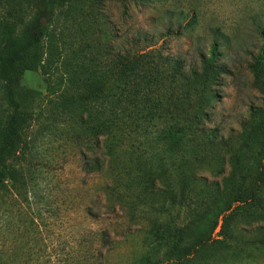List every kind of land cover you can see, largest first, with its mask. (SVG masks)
I'll return each mask as SVG.
<instances>
[{"label": "trees", "instance_id": "trees-1", "mask_svg": "<svg viewBox=\"0 0 264 264\" xmlns=\"http://www.w3.org/2000/svg\"><path fill=\"white\" fill-rule=\"evenodd\" d=\"M67 2L0 0V192L7 179L31 186L25 129L40 91L22 79L41 71L50 93L60 91L53 102L57 115L83 111L70 137L86 151L81 171L104 174L99 188L107 196L104 213H125L136 225L126 236L145 232L141 248L133 251L136 261L191 264L210 245L217 225L223 239L242 242L238 223L264 220V107L251 105L241 129L226 137L207 125L218 97L214 86L225 72L217 60L218 42L198 50V61L188 66L157 45L161 33L139 30L121 46L103 41L101 33L114 32L91 14L87 30L99 33L83 41L59 72L47 37ZM249 69L252 86L264 98L263 55ZM204 171L222 178L209 180ZM106 215L90 216L101 222L96 230L78 237L68 230L61 251L53 245L46 255L41 250V263L38 255L31 260L29 250L21 264H103L114 245ZM0 264L15 263L0 259Z\"/></svg>", "mask_w": 264, "mask_h": 264}, {"label": "rangeland", "instance_id": "rangeland-1", "mask_svg": "<svg viewBox=\"0 0 264 264\" xmlns=\"http://www.w3.org/2000/svg\"><path fill=\"white\" fill-rule=\"evenodd\" d=\"M224 4L232 5V10L225 9ZM60 8L47 37L59 72L66 70L83 41L99 33L87 30V21H92L87 16L94 14L95 19L107 21L114 32L105 36L101 33L103 41L121 46L139 30L161 33L157 45L184 58L188 66L198 61V50L206 52L216 40L217 60L225 72L214 86L218 97L207 125L216 126L223 136L241 129L240 122L249 116L251 105L264 107L263 94L252 86L249 69L253 58L259 54L264 57V0H70ZM82 70L78 68L77 74ZM22 83L40 91L33 119L25 129L31 146L27 170L31 186L7 179L0 192L1 261L21 264L31 250V260L38 255L36 261L41 263L45 259L40 256L41 250L46 255L53 245L61 251L68 230H73L76 237L87 229L96 230L101 222L93 218L108 214L110 221L105 226L114 245L103 264H140L133 251L141 248L145 232L126 236L136 225L121 210L104 213L107 196L99 189L104 174L81 171V152L86 151L71 141L70 132L83 111L57 115L53 102L60 91L50 93L41 71L26 72ZM228 170L227 165L224 175ZM201 174L209 180L222 178L209 171ZM67 208L72 213L67 215L68 220ZM84 208L93 218L84 216ZM198 230L206 232V224L201 223ZM236 230L242 242L223 239L217 225L211 232L210 245L191 264H264V220L239 222Z\"/></svg>", "mask_w": 264, "mask_h": 264}, {"label": "clouds", "instance_id": "clouds-1", "mask_svg": "<svg viewBox=\"0 0 264 264\" xmlns=\"http://www.w3.org/2000/svg\"><path fill=\"white\" fill-rule=\"evenodd\" d=\"M240 6L242 7L243 5H240ZM224 7H225V9L231 11L233 6L229 5V4H224Z\"/></svg>", "mask_w": 264, "mask_h": 264}]
</instances>
